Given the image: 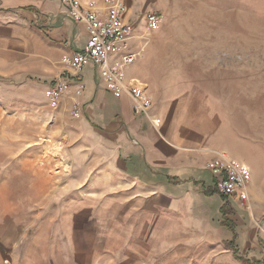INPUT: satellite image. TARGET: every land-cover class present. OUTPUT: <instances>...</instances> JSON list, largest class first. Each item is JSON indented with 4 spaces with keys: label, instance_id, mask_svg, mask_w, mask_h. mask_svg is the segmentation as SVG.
Listing matches in <instances>:
<instances>
[{
    "label": "crops",
    "instance_id": "0c3cea01",
    "mask_svg": "<svg viewBox=\"0 0 264 264\" xmlns=\"http://www.w3.org/2000/svg\"><path fill=\"white\" fill-rule=\"evenodd\" d=\"M122 1L124 19L133 26L130 46L142 45L124 73L151 99L145 114L133 111L128 93L113 97L93 64L79 73L65 71L62 57L82 50L88 34L62 0H0V73L47 85L62 77L58 104L77 103V118L105 134L89 165L96 186L106 191L73 210L51 213L49 234L11 250L4 264H233V256L241 264L239 258L262 261L264 248L245 255L255 237L235 230L234 197L217 192L204 164L220 155L241 162L250 169L255 194L264 173V112L256 110L264 103V54L202 49L190 58L156 51L170 37L159 33L161 23L145 27L144 14L154 11L155 0ZM208 12L210 34L200 35V44L248 43ZM186 59L192 68L184 66Z\"/></svg>",
    "mask_w": 264,
    "mask_h": 264
},
{
    "label": "rangeland",
    "instance_id": "374dc122",
    "mask_svg": "<svg viewBox=\"0 0 264 264\" xmlns=\"http://www.w3.org/2000/svg\"><path fill=\"white\" fill-rule=\"evenodd\" d=\"M155 2L154 11L161 17L159 33L170 37L167 44H157L156 51L162 47L190 58L202 49L242 50L251 58L264 54V0ZM210 9L220 18L222 29L225 20L233 37L246 36L248 43L200 44V35L210 34ZM184 66L192 68V60L186 59ZM49 88L37 80L0 73V264L9 260L11 250L48 235L51 213L73 210L88 197L106 195L96 186L97 173L89 165L105 134L77 118L72 107L51 106ZM256 110L264 112V103ZM250 181L246 199H233L230 219L239 234L255 237V246L244 251L251 258L264 248V173L252 189L254 195ZM233 264L241 263L233 256Z\"/></svg>",
    "mask_w": 264,
    "mask_h": 264
},
{
    "label": "built area",
    "instance_id": "2783aa9c",
    "mask_svg": "<svg viewBox=\"0 0 264 264\" xmlns=\"http://www.w3.org/2000/svg\"><path fill=\"white\" fill-rule=\"evenodd\" d=\"M68 16L77 23H83L88 34L85 46L62 57L65 67L79 73L87 63L93 64L106 82V89L115 98L128 93L133 98V111L145 114L151 106V99L142 85L135 79L127 78L124 68L132 64L142 49H132L130 39L133 26L124 19L127 7L122 0H103L100 5L94 0H62ZM161 17L154 11L144 14L145 27L153 30L159 26ZM81 86L77 90L80 92ZM62 77L50 85L48 98L51 106H56L63 95ZM74 114L80 109L72 106ZM157 122V121H156ZM214 179L217 192L225 197L246 199V186L251 179L250 169L241 162L226 155L212 158L204 164Z\"/></svg>",
    "mask_w": 264,
    "mask_h": 264
},
{
    "label": "trees",
    "instance_id": "16d2710c",
    "mask_svg": "<svg viewBox=\"0 0 264 264\" xmlns=\"http://www.w3.org/2000/svg\"><path fill=\"white\" fill-rule=\"evenodd\" d=\"M227 224H228V223H227ZM228 225H229V224H228ZM234 238H235V236H234ZM232 242H233V241H231L230 243H228L229 246H230V244H231ZM234 253H235V251H234ZM239 260L242 262V264H264V259H263L262 261L252 260L251 262L248 261V260H246V259H243V258H239Z\"/></svg>",
    "mask_w": 264,
    "mask_h": 264
}]
</instances>
